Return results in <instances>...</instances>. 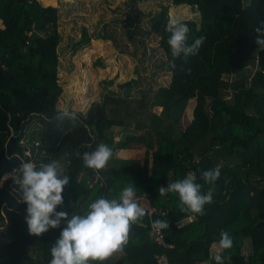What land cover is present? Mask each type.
Listing matches in <instances>:
<instances>
[{
	"label": "trees",
	"instance_id": "1",
	"mask_svg": "<svg viewBox=\"0 0 264 264\" xmlns=\"http://www.w3.org/2000/svg\"><path fill=\"white\" fill-rule=\"evenodd\" d=\"M134 1L189 6L196 13L181 19L189 28L186 44L204 36L203 45L186 59L181 54L170 68L169 4H162L150 18V30L158 35L169 83L150 93L142 90L139 97L105 92L84 112L67 109L77 115L71 121L58 118L64 110L58 106L63 91L58 7L0 0V179L20 162L39 167L60 161L69 183L56 211L69 215L83 214L97 198H117L132 183L137 196L164 211L154 219L168 221L169 228L156 240L146 214L131 227L124 252L103 264H157L163 253L170 264H215L211 246L222 231L233 238V246L221 253L231 258L225 264H264V52L257 53L255 43L264 0ZM251 62H256L253 72ZM193 95L192 117L184 122ZM100 143L113 150L107 166L84 167L82 154ZM135 145L145 148L142 160L118 155ZM217 166L219 178L205 183L202 172ZM189 172L202 192L213 189V202L194 220L179 210L176 195H159V187ZM1 182L0 264H49L65 221L40 236L29 234L26 204L19 203L11 176Z\"/></svg>",
	"mask_w": 264,
	"mask_h": 264
},
{
	"label": "clouds",
	"instance_id": "2",
	"mask_svg": "<svg viewBox=\"0 0 264 264\" xmlns=\"http://www.w3.org/2000/svg\"><path fill=\"white\" fill-rule=\"evenodd\" d=\"M166 31L170 33L167 40L170 46L172 60L170 68H175V59L195 55L203 45L206 37L200 36L190 46L186 44L189 28L178 16L170 17ZM257 53L264 52V22L255 29ZM59 119L75 121L77 115L64 109L59 113ZM67 155V154H66ZM79 157L81 154L76 153ZM113 150L100 143L95 150L82 154L83 166L99 171L105 168L112 158ZM220 176V167L202 172L201 178L207 184H214ZM7 177H5L6 179ZM13 183L20 193L19 203L26 204L25 222L28 233L35 236L47 232L50 228L60 226L65 221V227L50 249L49 264H103L114 254L123 253L129 243L131 227L140 223L147 214V208L141 206L135 186L130 183L125 186L117 198H97L89 203L83 214H71L56 211L62 206L63 191L69 183V177L64 174L60 161H52L37 167L31 161L20 162L11 174ZM202 185L197 183L195 173L189 172L183 179L159 187L161 197L173 194L178 197L179 210L188 214L189 220L204 215V207L213 202V189L202 192ZM178 227L183 225L178 222ZM154 233H161L169 228V222L155 220L151 223ZM233 246V238L227 231L220 233L217 251L212 260L215 264H225L230 257L221 253ZM207 264V262H206Z\"/></svg>",
	"mask_w": 264,
	"mask_h": 264
},
{
	"label": "rangeland",
	"instance_id": "3",
	"mask_svg": "<svg viewBox=\"0 0 264 264\" xmlns=\"http://www.w3.org/2000/svg\"><path fill=\"white\" fill-rule=\"evenodd\" d=\"M38 1L43 6L58 7L59 12L58 69L63 91L58 106L81 112L92 101L101 100L105 92L139 97L142 90L150 93L167 85L170 72L163 63L164 54L159 47L158 35L150 30V18L162 4H169V19L172 16L190 18L196 13L185 4L172 5L169 1ZM255 67L256 62L248 65L251 72ZM194 105L193 95L189 97L183 113L184 122L191 119ZM143 147L135 145L131 151L122 153L142 160ZM11 174L6 172L2 175L0 186L1 181ZM216 246L213 243L211 252L216 251Z\"/></svg>",
	"mask_w": 264,
	"mask_h": 264
},
{
	"label": "built area",
	"instance_id": "4",
	"mask_svg": "<svg viewBox=\"0 0 264 264\" xmlns=\"http://www.w3.org/2000/svg\"><path fill=\"white\" fill-rule=\"evenodd\" d=\"M96 180L97 179L95 177H93V181H96ZM138 197H139V203L141 204V206L147 208V215L150 218L151 223L153 221H155V220H158V219H154L155 215H164V211L163 210L157 209L156 207H154V206L149 204V202H148L147 198L145 197V195H139ZM150 234L152 236H154L156 240H160L162 238L161 233H154L152 231V228H151ZM156 259H157V264H170V262L168 261L167 256L164 253L160 254V255H157ZM204 264H206V263H204Z\"/></svg>",
	"mask_w": 264,
	"mask_h": 264
},
{
	"label": "crops",
	"instance_id": "5",
	"mask_svg": "<svg viewBox=\"0 0 264 264\" xmlns=\"http://www.w3.org/2000/svg\"><path fill=\"white\" fill-rule=\"evenodd\" d=\"M144 148V147H143ZM132 150V148L131 147H128V148H125V149H123V150H121L120 152H119V156L121 157V158H136V157H129V156H126V155H124L123 153V151H131ZM123 152V153H122ZM145 152V151H144ZM214 244H218V243H214ZM216 251H217V248H216ZM216 251H214V252H216ZM201 264H204V263H201Z\"/></svg>",
	"mask_w": 264,
	"mask_h": 264
}]
</instances>
